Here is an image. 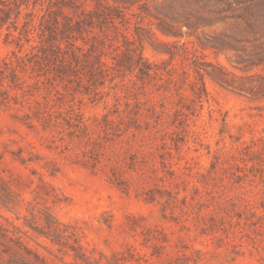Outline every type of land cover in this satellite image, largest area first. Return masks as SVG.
Wrapping results in <instances>:
<instances>
[{
	"label": "rangeland",
	"instance_id": "374dc122",
	"mask_svg": "<svg viewBox=\"0 0 264 264\" xmlns=\"http://www.w3.org/2000/svg\"><path fill=\"white\" fill-rule=\"evenodd\" d=\"M29 1L0 27V175L19 204L0 224L48 264L76 262L27 225L71 226L104 264H264V0ZM53 15L64 56L82 48L70 76L43 54ZM65 16L93 24L68 39ZM139 55L158 73L121 66ZM19 57L29 88L8 104Z\"/></svg>",
	"mask_w": 264,
	"mask_h": 264
},
{
	"label": "trees",
	"instance_id": "16d2710c",
	"mask_svg": "<svg viewBox=\"0 0 264 264\" xmlns=\"http://www.w3.org/2000/svg\"><path fill=\"white\" fill-rule=\"evenodd\" d=\"M24 6L27 9L30 6L29 0H0V27H4L6 25H14L16 30L18 29L17 23L22 16L24 11ZM35 8V7H34ZM35 15V12H32ZM55 15V14H54ZM52 16L50 20L45 21L47 24H41V34L43 41L48 43V46H51L50 53L47 51V48H43L44 56L46 59L50 58L52 60H58L61 63L60 66L57 67V70L62 75L70 76L71 74L66 70L67 57L72 58L69 62L71 65L75 64V68H81V58L83 54L77 53L76 51H82V48L77 46L76 43L69 44L72 47V53L70 56L65 57L64 50H62L61 44L58 42V31L59 25L61 23L59 17L56 15ZM65 18L68 20L66 23V33L68 39L78 40L76 34H81L83 32V25L91 22L93 24V20H90L88 17L80 18L78 21L72 20L69 17ZM33 20V24H34ZM35 27V26H34ZM30 41V40H28ZM49 53V54H48ZM60 54V55H55ZM50 56V57H49ZM62 56V57H61ZM61 57V58H60ZM31 60H25L23 57H19L18 65L13 68V73L11 80L13 85H10V89L12 91H5L3 93V100L5 103H10V99L15 101V104L22 105L24 100L21 98L26 97V89L29 88V85H26V82L22 80V78L18 75L15 68L20 67L24 71L27 70L31 65ZM68 63V64H69ZM7 64V63H6ZM124 68H129L131 71H138L139 77L148 76L151 77L153 73L157 74L158 72L155 70V66L151 63L145 61L144 57L138 56L137 60L132 61L130 65H121ZM106 68H108L107 64L101 59H95L92 61L91 70L88 71L91 76H104L107 73ZM66 70V71H65ZM2 72V71H0ZM208 76L218 85L223 86L222 77H218L212 73H207ZM64 79V78H62ZM15 92L13 95L11 92ZM22 92L20 95L19 92ZM30 118V116H26ZM84 126L87 129L86 124L83 122ZM137 160V158H136ZM139 161H134L132 164L136 165ZM2 165V156L0 155V167ZM120 171H124V167L119 169ZM122 173V172H121ZM120 174V172H119ZM0 180L4 183L0 186V211L14 212L15 208L19 206L16 201L15 195L12 190L6 186V182L4 178L0 175ZM223 207L221 206L220 210ZM197 219L199 222L203 224L204 228L208 226V220L211 219L210 216L199 212L197 214ZM30 226V228L37 232L38 234L47 237L54 245H57L63 251H72L75 259V264H92L95 262L97 264H104L103 259L105 256L101 255L99 259L88 256L86 254L85 247L80 241V237L77 231H75L71 226L65 225L59 222H46L45 228L47 231H40L38 227ZM11 231L5 228L3 224H0V264H48V262L43 259L37 252L31 250L27 245L23 243L20 238L13 237ZM116 259V258H115ZM109 264H123L119 259H116L112 263Z\"/></svg>",
	"mask_w": 264,
	"mask_h": 264
}]
</instances>
